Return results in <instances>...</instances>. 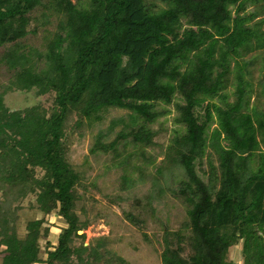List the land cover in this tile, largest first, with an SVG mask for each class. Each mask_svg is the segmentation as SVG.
I'll return each mask as SVG.
<instances>
[{
  "label": "trees",
  "instance_id": "obj_1",
  "mask_svg": "<svg viewBox=\"0 0 264 264\" xmlns=\"http://www.w3.org/2000/svg\"><path fill=\"white\" fill-rule=\"evenodd\" d=\"M39 27L44 51L23 42ZM5 45L0 62L13 73L0 92V264H97L109 255L100 253L104 238L84 246L78 234L87 225L76 213L84 173L68 159L69 138L110 108L125 110L128 122H117L129 131L109 144L99 132L90 152L115 150L124 140L136 148L126 157L130 166L151 146L149 125L163 114L160 106L173 103L183 132L174 131L157 174L180 172L175 196L187 218L165 233L161 264H235L228 253L239 242L242 264H264V109L250 106L248 78L254 57L264 54V0H0ZM31 90L49 95L51 105L5 106L7 92ZM204 159L208 171L200 168ZM122 182L134 186L126 173ZM28 194L39 212L63 220L55 244L43 218L17 235L16 204Z\"/></svg>",
  "mask_w": 264,
  "mask_h": 264
},
{
  "label": "rangeland",
  "instance_id": "obj_2",
  "mask_svg": "<svg viewBox=\"0 0 264 264\" xmlns=\"http://www.w3.org/2000/svg\"><path fill=\"white\" fill-rule=\"evenodd\" d=\"M72 1L75 2V0ZM156 5L157 7L163 6L159 2H156ZM253 9L254 7L248 8V10ZM54 25L55 22L48 27L49 31L55 30ZM33 26L34 24H31L29 29ZM43 34L39 27L35 34H28L23 42L27 46L44 51ZM8 46L10 45L0 48V58ZM263 58L264 54L254 57L248 75L252 84L249 104L260 109H264ZM12 73L3 62H0V92L9 85ZM233 91L234 77L230 74L226 91L230 102L234 100L231 94ZM4 104L11 111L22 110L34 105L47 108L51 105V97L49 95L37 96L35 90L9 91L4 96ZM160 107L158 110L163 114H160L157 120L149 125L154 133L151 146L144 149L145 155H137L130 162V166L126 165V157L136 148L131 143L124 146V140H119L115 150L97 151L94 154L90 152L99 132L105 134L102 142L109 144L121 132L129 131V126L117 122V119L128 122V112L125 110L110 108L103 114L101 122L94 121L92 124H86L85 121L84 126L69 138L68 159L74 168L84 173L82 185L77 189L80 198L77 201L76 213L80 221H84L87 225L78 234L84 235V246L95 245L100 238H104L103 248L105 250L100 249V253L109 252V255H105L97 264H104V258L111 256H117L127 264H161L165 233L177 231L187 218L183 200L175 196L178 182L183 178L180 172L175 170L171 174L163 171V174H157V171L161 170L165 149L174 131L183 132L182 126L174 123L177 116L175 103L166 107L165 110L162 106ZM214 127H216L215 123L212 128ZM213 163L216 165L214 160ZM200 168L203 171L209 170L207 160H203ZM124 173L134 183V186L129 189L123 188ZM41 175L42 172L36 170V177L39 178ZM35 199L34 194H28L16 204L17 235L20 238L24 237L26 224L29 221L43 218L45 225H48L52 231L47 240L55 244L56 234L58 230L65 227V224L55 212L49 215L39 212ZM127 213L140 222L138 227L126 218ZM45 241H39L41 258L45 257ZM80 243V240L75 241L77 246ZM2 250L3 248H0V263ZM189 253L190 250L185 248L182 256L187 257ZM228 260L235 264H242L241 242L229 249Z\"/></svg>",
  "mask_w": 264,
  "mask_h": 264
},
{
  "label": "crops",
  "instance_id": "obj_3",
  "mask_svg": "<svg viewBox=\"0 0 264 264\" xmlns=\"http://www.w3.org/2000/svg\"><path fill=\"white\" fill-rule=\"evenodd\" d=\"M53 244V243H52Z\"/></svg>",
  "mask_w": 264,
  "mask_h": 264
}]
</instances>
